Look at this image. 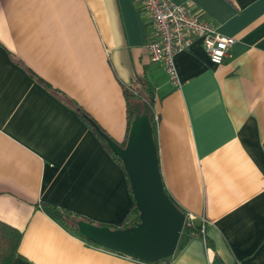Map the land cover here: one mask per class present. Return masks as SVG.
I'll use <instances>...</instances> for the list:
<instances>
[{"label": "crops", "instance_id": "crops-1", "mask_svg": "<svg viewBox=\"0 0 264 264\" xmlns=\"http://www.w3.org/2000/svg\"><path fill=\"white\" fill-rule=\"evenodd\" d=\"M173 1L236 39L220 65L200 40L178 53L179 87L152 59L141 0H0V220L23 233L12 264H153L42 207L124 227L125 171L78 108L121 143L123 87L141 81L154 90L166 190L205 220L163 264H264V0Z\"/></svg>", "mask_w": 264, "mask_h": 264}, {"label": "water", "instance_id": "water-1", "mask_svg": "<svg viewBox=\"0 0 264 264\" xmlns=\"http://www.w3.org/2000/svg\"><path fill=\"white\" fill-rule=\"evenodd\" d=\"M78 111L121 160L140 220L126 227L97 224L82 217L74 218L72 223L86 239L146 263L173 256L187 215L166 190L152 114L142 111L134 115L126 145L122 146L92 117L80 108Z\"/></svg>", "mask_w": 264, "mask_h": 264}, {"label": "built area", "instance_id": "built-area-1", "mask_svg": "<svg viewBox=\"0 0 264 264\" xmlns=\"http://www.w3.org/2000/svg\"><path fill=\"white\" fill-rule=\"evenodd\" d=\"M141 2L155 35L147 44L149 52L154 61L163 64L175 86H181L176 55L188 51L196 40L202 42L211 62L216 65L224 62L229 49L236 42L234 37L220 33L211 22L203 19L197 12L191 11L185 4L173 0H141ZM186 215V225H192L194 216L190 213ZM202 227L204 235L205 220ZM153 264H163V262Z\"/></svg>", "mask_w": 264, "mask_h": 264}, {"label": "trees", "instance_id": "trees-1", "mask_svg": "<svg viewBox=\"0 0 264 264\" xmlns=\"http://www.w3.org/2000/svg\"><path fill=\"white\" fill-rule=\"evenodd\" d=\"M140 82V81H139ZM142 83L141 86H143L142 89L137 88V87H123L124 89V95L126 97V107H127V130H126V135L125 139L123 142L120 144L122 146L126 145L130 126L132 119L136 113L145 111L147 113L152 114V120H153V127H154V135L155 139L157 141V123L158 120L156 118L157 114L155 113V95H154V90L148 85L144 86V82L141 81ZM86 121V120H85ZM88 126L93 130L95 135L99 138L103 146L107 149V151L111 154V156L118 162V164L121 166V168L124 170V167L122 165L121 160L119 157L111 150V148L108 146V144L103 140V138L96 132V130L93 128V126L88 123ZM126 174V172H125ZM128 183H129V188H130V182L128 175L126 174ZM131 191V189H130ZM132 194V191H131ZM169 194V193H168ZM133 196V195H132ZM172 198V196L170 195ZM173 199V198H172ZM174 200V199H173ZM178 205V204H177ZM42 207L44 211L53 219L57 220L58 222L62 223L65 225L67 228L71 229L74 231L76 234L79 236L83 237L85 240L98 245L94 243L93 241H90L86 239L78 230V228L72 223L73 219L76 217H80L79 215L61 208L53 203L50 202H43ZM88 221H91L89 219H86ZM140 220L139 218V211L138 208L134 202L131 210L126 216V220L123 223V226H130L135 224ZM95 223L94 221H91ZM113 227V225H110ZM185 229L188 230V232H191L193 234H203L202 232V226L200 225H195L194 223L192 225H186ZM23 237V233L17 229L16 227L3 222L0 220V264H12L15 256L18 253V248L21 243V239ZM100 246V245H98ZM122 254V253H119ZM167 259H163L160 262H165Z\"/></svg>", "mask_w": 264, "mask_h": 264}]
</instances>
